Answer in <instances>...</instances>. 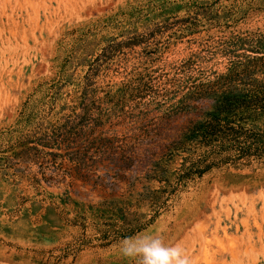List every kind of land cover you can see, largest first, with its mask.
<instances>
[{
    "label": "rangeland",
    "instance_id": "rangeland-1",
    "mask_svg": "<svg viewBox=\"0 0 264 264\" xmlns=\"http://www.w3.org/2000/svg\"><path fill=\"white\" fill-rule=\"evenodd\" d=\"M263 105L264 0H0V264H264Z\"/></svg>",
    "mask_w": 264,
    "mask_h": 264
},
{
    "label": "clouds",
    "instance_id": "clouds-1",
    "mask_svg": "<svg viewBox=\"0 0 264 264\" xmlns=\"http://www.w3.org/2000/svg\"><path fill=\"white\" fill-rule=\"evenodd\" d=\"M119 252L129 264H194L179 243H166L161 235L151 232L124 237Z\"/></svg>",
    "mask_w": 264,
    "mask_h": 264
},
{
    "label": "trees",
    "instance_id": "trees-1",
    "mask_svg": "<svg viewBox=\"0 0 264 264\" xmlns=\"http://www.w3.org/2000/svg\"><path fill=\"white\" fill-rule=\"evenodd\" d=\"M264 107V105H263ZM261 110V114H264V108L260 109ZM249 139L247 141V143L242 147V149L240 150L241 155H249V154H253L255 156H263L264 155V128L261 129V134H252L248 136ZM27 143H29V141L27 140H22L17 142L14 147H18L20 151L23 150H27V149H32L33 147H30L29 145H27ZM7 158L5 157H0V169H4L5 166V162H6Z\"/></svg>",
    "mask_w": 264,
    "mask_h": 264
}]
</instances>
